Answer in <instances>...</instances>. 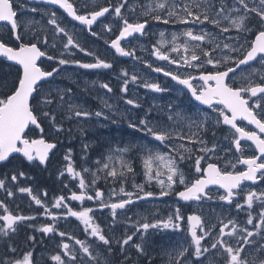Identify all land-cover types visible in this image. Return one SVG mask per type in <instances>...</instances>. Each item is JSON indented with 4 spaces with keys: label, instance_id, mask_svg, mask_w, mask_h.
Masks as SVG:
<instances>
[{
    "label": "snow or ice",
    "instance_id": "6c2138e0",
    "mask_svg": "<svg viewBox=\"0 0 264 264\" xmlns=\"http://www.w3.org/2000/svg\"><path fill=\"white\" fill-rule=\"evenodd\" d=\"M46 4L57 5L74 21L79 22L81 26H87V30L93 36L98 35L92 32V26L95 25L99 18L105 17L106 13H110V8L115 17L123 21V26L119 29V35L111 40V47L121 56L132 57L135 54V49L127 51L121 46L122 41H126L133 34H143L148 24L145 19L142 23H129L123 16L122 9L127 6V10L131 12L132 6L128 5V0H121L117 6L110 5L109 7H100L99 10L84 11V14H78L76 4L70 0H44ZM252 3V7H249ZM155 9L161 14L152 15L155 21H161L164 24L180 23L191 25L184 32L177 34L171 33V41L163 40L164 33L160 35L162 40L160 44H170L171 47L165 51L157 45H153V55L162 61H167L175 66L177 71H165L162 67L154 69L155 72L163 73L170 77L177 85L183 86L182 91L185 92L192 100L200 105L208 106L209 114H197V120L191 121L190 117L184 116L180 112H175L176 120L191 121L189 131L183 133L176 131L173 128L162 129L155 124H152L147 119H141L138 123H131L130 127L138 128L141 132L159 142L160 145L167 148V151L161 152L153 150L147 146H141L144 155L141 157L144 176L147 183L155 181L160 186L159 197L175 195L184 202L202 201L211 199L209 192L210 185L219 186L224 190V194L220 195V201H226L232 204L234 201L237 209H243L247 205L251 209L254 201H260V211L256 217L250 213L246 220V226L238 227L233 219H229L227 223H220L215 238H213L216 225H208L207 228L202 220L201 215L191 214L188 216L182 215L180 208L175 207L171 214L165 219H158L154 222L139 223L137 231L143 230L148 233L149 229L153 230H171L174 232L187 231L189 242L187 245H180L175 252V256H169V264H187L191 261L192 264H264V191L256 192L250 190L244 192L242 185L245 181L256 182L257 180L264 181V73H260L257 69L252 68L248 75H243L246 68H251L253 63L260 65L264 69V0H232V7H227L224 0H221L217 6L211 3V0H157ZM36 12L37 9H31ZM153 10L150 9V12ZM49 24L54 26V35L62 34L66 39V43L62 44L64 52H70L71 49H78L80 52H86V49L74 39L72 34L61 27L58 23V18L55 12H51ZM17 11L14 10L12 0H0V22H7L11 30L15 34V39L20 41L27 36V28L32 21L27 23L18 22L16 19ZM255 19L257 28L255 31V39L245 48L243 43H240L234 37H227L228 40H235V43H219L213 40L212 34L204 31L202 28L199 32L194 33L193 27L203 25L205 22L215 25L222 33H228L232 29L238 30L240 34L251 31L248 24ZM228 26H222L224 22ZM21 27L25 29L22 33ZM107 31L111 33L112 29L107 26ZM184 37L183 43H180V37ZM33 39L36 42L29 41L22 43L18 47H12L8 43L0 40V57L6 58L9 62L19 65L22 73L17 75L16 80L9 86L6 82L0 81V89H3L0 95V163L6 162L14 153H22L28 161L38 160L41 164L46 163L50 150L56 148L55 143L46 141L43 137L36 140L26 138L25 129L30 124L40 127L39 117L52 121V126L57 132L63 131L62 124H57L56 117L45 111L57 100L62 106L63 96L56 94L54 100L53 93L45 88V85L51 83L48 78L53 77L57 73L59 67L52 68L51 71H46L40 67L38 61L41 57H46L50 61H56L58 66L74 63L85 69H110L112 64L104 59L95 57V63H82L76 60L53 57L48 55L42 47H47L49 44L48 37H40L39 34H34ZM207 41L208 48L201 47ZM40 45V46H38ZM55 47V42H53ZM227 50V53L224 52ZM177 54V58H172L171 54ZM216 53V55H213ZM92 55V53H88ZM211 65L213 71H206V66ZM241 66H244L243 68ZM149 67L151 65L149 64ZM192 69L198 71L199 75H181L180 69ZM240 71L241 79H236L237 71ZM231 74V75H230ZM124 85L122 91L127 93V71L123 72ZM253 76L259 82L253 79ZM132 81H136L138 77L133 74ZM199 81V86L196 82ZM102 88L111 92L112 89L107 83L101 85ZM145 88H150L156 92H163V89L158 83H145ZM70 91V90H68ZM129 105H134L135 102L131 99L126 101ZM139 107L138 104H135ZM110 107V105H108ZM69 110L73 111L76 117L90 118L92 115L100 117L102 112L89 113L88 111L78 110L77 106L70 105ZM215 117L216 123H222L232 130V144L237 153H242L243 148L241 141H251L258 155L239 156L235 162L228 161L222 170L217 163H208L206 169H202L201 160L209 154H215L217 146L207 147L206 141L192 131L195 127L203 130L204 125L210 124L212 117ZM168 119L173 120V116ZM238 121H246L248 125H254L256 130H246V127L240 126ZM41 132L43 129L41 128ZM179 141V143H175ZM185 141L193 145H200L199 151L202 153L195 156L193 167L198 175L194 181L186 183L185 174L180 167V163L187 159H192L194 149L188 147ZM128 146L123 149H115V157L109 154L105 162L97 168L96 172L92 173L94 177L90 183H86L81 172H76L69 164L66 171L73 177H80L79 188L83 189L79 193L72 192L70 199L72 201L84 202L85 200H95L100 209L108 208L111 211L113 220L117 215V210H124L128 205L132 204L133 196L136 200L153 198L157 196L152 191H144L143 185H134L138 189L136 194L126 192L123 184L119 191L115 189L111 193V197L119 196L116 202H106L104 192L95 189V184L101 176L104 179L109 177L116 181L118 179H126L128 173H132L131 163L126 161L123 156L131 150ZM71 153V149H69ZM70 159V156L67 157ZM116 161L119 162V171ZM101 164L100 161L96 162ZM246 166V170L238 171L236 165ZM233 169L229 171L228 169ZM89 169H83L84 173L89 172ZM259 173V176H258ZM19 176H24L23 172L18 173ZM63 175V173H61ZM17 174H12L10 182L17 181ZM6 180L0 179V188H5ZM183 185V190L175 191L177 186ZM92 189V194L88 191ZM20 193H31V188H19ZM139 193H143L140 195ZM6 195L11 197L13 192L6 189ZM46 196L47 193L45 192ZM36 205H41L42 201L36 196L31 197ZM243 199L244 203L238 202ZM56 208L62 206L66 209V213L57 217L52 214V221L59 219H67L68 216L75 217L82 225L84 232L91 237L96 238L100 242L96 248L86 241L72 239L78 248L70 246L64 242L59 245L61 252L51 257L56 264H110L108 258L99 250L101 246L107 249L110 254L112 250V241L104 230L95 222L90 213L95 210L93 208H83L80 211L72 210L64 196L55 198ZM0 210L4 212L0 216V236L11 239L15 235L16 229L21 222L34 220L35 217H26L20 214H14L10 211L3 201H0ZM45 214H49L48 208L45 206ZM255 220V223H254ZM187 223V228L184 229V223ZM231 225V229H229ZM248 226H251V230ZM199 230V231H198ZM40 232L48 234L55 233L57 229L53 224H48L39 229ZM64 232H59L61 238L65 237ZM225 237L232 238L231 241ZM259 238V240L257 239ZM31 242H35V237H29ZM133 240L132 235H128L122 241H117L121 247L128 245ZM135 248L140 254L144 253L142 244H135ZM248 249H254V253H250ZM11 253L16 252L15 247L10 248ZM5 264H33L32 252H26L22 259H15L5 262Z\"/></svg>",
    "mask_w": 264,
    "mask_h": 264
},
{
    "label": "rangeland",
    "instance_id": "374dc122",
    "mask_svg": "<svg viewBox=\"0 0 264 264\" xmlns=\"http://www.w3.org/2000/svg\"><path fill=\"white\" fill-rule=\"evenodd\" d=\"M76 3L79 5L85 6V8H92L99 5V7L104 6L108 3V1L112 2L113 0H75ZM82 1V2H81ZM74 2V0H73ZM116 4L118 5L121 3V0H114ZM157 0H128V5L132 6V11L128 13L125 11L126 19L129 20V23H137V22H143L145 19L148 20V27L145 31L144 36L142 37H135V41L131 42L130 48L135 49L139 54V59L141 60V63L139 61H133V74H137V77L141 80V83L139 84V88L131 86L130 91V97L129 99L133 100L135 104H138L139 107H136L134 105H129L126 102L124 103V107L122 108V113L119 114H109L108 110H104V108H98L99 112L103 113V117H96L97 119V126L92 127L91 126V119L84 118V117H76L74 114H65V116H60L62 114L63 108L62 106H59V103L56 101L51 106V109L45 108V111H49L50 114L55 115L57 124L65 125L66 117L67 115L70 116L73 120L72 125H75L77 127V130H80L81 134V152L79 155V167L74 165V170L76 172H81L83 175V178L86 183H90L91 180L94 178L92 176L93 172H96L97 168L102 165L103 162H105L106 157L111 154L114 157L118 155L116 153L115 149H123L128 146H134L131 147V150L124 154L123 158L131 163V167L133 169L132 173H128L126 175V179L124 180H116L113 181L110 177L108 179H104L102 176L100 179L97 180L95 184V189H99L104 192V199L106 202H116L119 199V196L111 197L112 191L115 189L117 192L119 191L120 186L123 184L125 187L126 192L134 193L136 194L138 192V189L134 187V185H143L144 191H152L153 193H156L157 196L153 198H147L142 200H136L135 195L133 196V203L128 205L124 210H117V215L115 217V220H113L111 216V211L108 208L100 209L99 205L91 206L90 203H82V206L79 207L77 211L82 210L83 208H93L98 210V214L90 213V215L93 217L95 222L104 230V234L109 237V239L112 241V250L109 254L107 252V249L101 246L99 250L104 254L106 258L109 259L110 264H124L125 262H133L134 260L138 261L139 263L142 262V257L145 259H148L152 261V258H149V251L153 255H157L160 257L159 261L156 263L150 262L149 264H169V256H175L176 250L179 248L180 245H187L189 242L188 239V233L187 231H181V232H174L171 230H153L149 229L148 233H144L143 230L137 231L139 227V223L143 222H154L158 219H165L169 214L172 213L173 209L175 207L180 206V203L178 202V199L175 196V193L173 192L172 195L166 196V197H159L158 193L160 192V186L155 182L152 181L151 183H147L145 176H144V169L142 164L141 157L144 155V152L141 148V146H147L149 148H152L153 150H159L161 152L167 151V148L160 145L159 142H156L153 140L152 137L149 136L147 140H142L139 137V143H135L132 140L136 136H128L124 140H121L117 136V133L114 135L112 133H105L104 128H108L113 125H124L122 123V119L126 120V124L129 128L131 123H138L141 119H147L152 124L157 125L158 127L162 129H169L173 128L176 131H180L183 133H187L188 125L190 126L191 121L184 120L179 121L176 120L175 117H173V120H169L168 117L172 116L171 112V105L174 104V99H172V94L169 90H171L170 86L165 87V84H161L159 82V76L153 72L150 68L146 71L144 70V64L143 62L152 63L154 61H160L153 55V45H157L161 48V51H165L168 48L171 47L170 44H160V41L162 40L161 33H164L163 40L165 41H171V33H177L180 34L184 32L188 27H191V25H184L180 23H169L164 24L161 21H155L152 19V15L154 14H161L158 10L155 9ZM185 2H188V0H185ZM221 0H211L212 4L219 5ZM227 7H232V0H224ZM252 3H249V7H252ZM37 9L36 12H34L33 17L31 19V24H39V25H46L47 27L51 28L54 26H51L49 24L50 19V13L55 12L51 8H40V7H34ZM150 9L153 11L150 12ZM58 20H60L62 17L59 13L55 12ZM63 19V18H62ZM29 21V15L25 13L23 15V18L21 20V23H27ZM62 21H58L60 23ZM222 26H228L227 22L225 21ZM248 27L251 29V31H248L246 33L240 34L238 30L232 29L228 33H222L219 28H217L215 25H212L210 23L205 22L203 25L193 27L194 33H197L202 28L204 31L212 34L214 43H235V40H228L227 37H234L237 40H239L240 43L244 44V47L247 48L248 44L251 42V35L255 33L257 28L256 20L253 19L251 23L248 24ZM23 31H25L24 28H22ZM27 34H29V27L27 28ZM158 36V37H157ZM29 38V37H27ZM60 40L64 39V36H60ZM184 37H180L179 42L183 43ZM66 43V39L65 42ZM81 45V44H80ZM209 46L208 42L205 41L201 47L206 48ZM62 47V46H61ZM84 49H89V47H84ZM225 53H227V50H224ZM64 59H70V60H76L84 63V59L86 58V54L84 52H80L78 49H71L70 52H64ZM213 55H216V53H213ZM172 58H177V54L172 53ZM79 57V59H78ZM167 65L171 68H175V66L171 65L167 62ZM55 67H59L60 71H62L61 78L63 79V76L65 77L63 79V83L66 85L64 90L71 89L78 90L79 84L85 83L86 85L90 84V77L85 75L87 72L90 71V69H85L80 67L77 64L70 63L68 65L58 66L57 63ZM86 70L83 72V70ZM176 69V68H175ZM85 73V74H83ZM13 73L9 72L5 79H0L2 82H6L9 86L13 83ZM146 77L149 78L150 81H145ZM145 83H158L165 91L163 92H156L153 89L145 88ZM64 84H60L59 82H56L52 89L56 91L57 93L64 87ZM51 88H47L50 92L52 91ZM3 91V89H1ZM3 92L0 93L2 95ZM177 96L180 95L179 92L176 91ZM108 91L107 89H103L102 91L97 92L98 99L102 100L105 103L108 99ZM78 99V97H75ZM80 102V100L78 99ZM58 103V104H57ZM174 109H178L175 107ZM79 105H77V108ZM88 111L89 108H88ZM161 114V115H160ZM186 117H189L187 114H183ZM94 116V115H93ZM106 116V119L104 117ZM51 121V120H49ZM48 121V122H49ZM188 124V125H187ZM52 125V123H51ZM135 131L141 132L138 128ZM105 130V131H103ZM131 133L133 131L131 130ZM142 133V132H141ZM144 133V132H143ZM95 137L98 139V147L93 149L97 146V144L94 142ZM116 138H119L118 140H115ZM175 143H179V141H175ZM101 144V146H100ZM186 146L192 147L194 151L193 158L195 156H199L202 153L199 150H196L194 145L191 144L188 141H185ZM218 154V151H215V154H209L205 156V159L210 156L211 158H214ZM192 158V159H193ZM189 160L191 159H185L180 163V167L183 170L185 174L186 183H188L192 179V172H195L193 163H189ZM100 161L101 164H97L96 162ZM202 163V161H201ZM117 168L119 171V162L116 161ZM8 165V164H7ZM8 169V170H7ZM37 168H35L36 170ZM83 169H89L90 171L87 172L88 176H86L83 172ZM193 169V171H192ZM42 170V169H41ZM36 170L34 171L33 175L34 178L32 181H29V188L33 191L34 196H38L39 198L42 197H54L58 198V190L60 188V185H63L65 182H60L57 179V167L50 168L47 172L45 170ZM41 171V172H40ZM23 172L24 176L27 174V171L24 170V168L15 166L14 169L10 168L9 166H5L3 171H0V176L6 174L4 176V179L6 180L5 188L10 189L12 192L14 190L12 187H10L11 184H14L15 182H10V177L12 174H17V183H20L25 178L24 176H19L18 173ZM41 173V175H44L43 178H41L42 181H40L39 178H36L38 176L37 174ZM68 174V172H67ZM1 179V178H0ZM46 181V182H44ZM25 182V180H24ZM44 182V183H43ZM42 183V184H41ZM79 186V182H76ZM71 184V183H70ZM181 187H184L183 185L177 186L175 191H178ZM3 188L1 191L0 188V194L5 192L6 189ZM260 188H264V186L260 187H253L249 190H256L259 191ZM93 191L90 189L89 192ZM264 191V189H263ZM47 193L45 196L44 193ZM261 192V191H260ZM140 195H143V193H139ZM29 196L32 197V193H29ZM50 196V197H49ZM1 197V196H0ZM51 200V199H50ZM52 202V200H51ZM260 201H254L252 207H258L260 211ZM75 205H72L74 207ZM52 210H49L50 217L52 214L57 215V217L61 216L62 214L66 213V209L62 206L61 208H56L55 204L52 202L51 205ZM203 208V216L206 218V222L208 225H218L221 222L227 223L229 219H233L238 227L246 226V221L243 219H239L240 215L238 213H231V208L228 205L223 206L219 210H212V206L210 203L208 205L202 206ZM258 209H255V216L257 215ZM95 210V211H96ZM181 211V214L184 215L183 211ZM97 212V211H96ZM247 212V211H246ZM245 212V213H246ZM1 214L0 216H2ZM229 217V219H226ZM50 220V218H48ZM48 220V221H49ZM50 224L54 223V227L57 229L55 233H48L45 234L46 238L53 239V243L49 245L48 250L46 253L48 255H43L42 248L43 244H36L34 242L33 244H29V251L32 252V261L35 262L37 260L38 263L41 264H56L55 261L51 260V257L53 255H56L61 252V249L59 245H61L64 242L69 243L70 246H73L74 249L78 248V245H75V241L72 239V237H75V239L86 241L89 244H92L93 248H96L97 244L100 242L95 241L96 238L88 236L84 230L83 225L75 218L68 216L67 219H57L55 222L52 221V219L49 221ZM49 224V223H47ZM251 229V226H248ZM184 228V226H183ZM207 228V227H206ZM185 229V228H184ZM231 229V225H229V229H226V231H229ZM218 231V227L216 230H214L213 238L216 236V232ZM59 232H64L66 235L64 239H62L59 236ZM128 235L133 236V240L129 242L128 245L121 247V244L117 243V241H122L124 238H126ZM0 238H4L0 236ZM226 240L231 241L232 238L225 237ZM259 240V238H257ZM261 242V241H260ZM264 243V242H263ZM135 244H142L144 247V253L140 254L138 250L135 248ZM35 247H41L42 250L39 252H35ZM123 256L126 258H123ZM164 260V261H163ZM122 261V262H121ZM163 261V262H162ZM162 262V263H161ZM143 264H145L143 262ZM187 264H192L191 261H188Z\"/></svg>",
    "mask_w": 264,
    "mask_h": 264
},
{
    "label": "flooded vegetation",
    "instance_id": "af4514ba",
    "mask_svg": "<svg viewBox=\"0 0 264 264\" xmlns=\"http://www.w3.org/2000/svg\"><path fill=\"white\" fill-rule=\"evenodd\" d=\"M113 1L112 2L108 1L106 5L101 7H109L110 5L117 6L118 3L116 4ZM12 2L14 5V10L17 11L16 19L18 20V22H21L23 15L25 13L29 15V21H31L34 14V12H32L31 9H33L34 7H40V8L49 7L53 9L55 12L59 13L60 16L63 18L58 20V21H62L59 23L60 26L66 28L69 34H72L74 39L79 44H81V47L83 48L89 47V49H87L86 52H84V54H86V58H81L82 60L84 59V63H95V57H99L100 59H104L112 64V68L110 69H90V71L87 72V74L83 73L90 77L89 79L90 84L89 85H86L85 83L79 84L78 90H73V91H71V89L64 90L66 85L63 83V79L65 77L63 76V79L61 78L62 71H60V69L58 70L57 73H54L53 77L49 78L51 83L45 85V88L52 89V87L56 82H59L60 84H64V87L58 93L53 89L51 91V93L54 94L52 97L54 100H56V94L63 96V102H62L63 111L62 114H60V116H65V114L68 115L74 114L73 111L69 110L70 105H75V106L79 105L78 110H82V111H88L89 108L90 110L88 111L89 113L99 112L98 108L101 107L104 108L105 111L108 110L109 114L122 113V108L124 107V103L127 100H129L131 86L139 88V84L141 83V80L139 78L136 81H132L130 78L133 75L132 73L134 69L132 65L133 61H139L141 63V60L139 59V54L136 50L134 56L127 57V56L119 55L111 47V40L115 39L116 36L119 35V29L123 26V21L121 19L115 17L114 14H110L112 12V9L110 8V13H106L105 17H101L97 21V23L92 26V32L98 34L96 36H93L87 30V26H81L79 22L74 21L64 11L54 6L45 5L31 0H12ZM70 2H73V0H70ZM76 2L77 1L74 0L73 3L76 4L78 14H84L85 10L93 11V10H99L100 8L99 5L92 8H85V6L79 5ZM126 9L127 6L122 9V14L125 18L127 16L125 14V11L128 13ZM107 26L111 27L112 29L111 33L107 31ZM22 28L23 27H21L20 31L23 33L24 31ZM34 34H39L41 38L47 36L49 44L47 47H42V50L46 51L50 56L58 57V58L60 57V54L64 50L63 47L61 46L65 42V38L63 40H60L59 38L60 36H63L62 34L54 35V27L49 28L46 25L31 24L29 26V34H27L26 38L17 41L15 39V34L13 33L9 25L7 24L0 25V40H3L12 47H18L20 44L28 43L29 41L36 42V40L33 39ZM254 39H255V34H252L251 41H253ZM134 41H135V37L127 39L126 41L121 42V46L124 47L127 51H131L133 50L132 48H130L131 42ZM53 42H55V47L52 46ZM208 47L209 46H207L206 48ZM88 53H92V55H89ZM62 58H64V55ZM56 63H57L56 61H50L46 57H41L40 61H38L40 67L46 71H51L52 68L55 67ZM143 64H144V70L146 71L145 72L146 75L148 68H150L153 72H155L154 69L157 67H162L164 68L165 71H174V72L177 71V69L169 67L167 65V61L160 60V61H154L152 63L143 62ZM149 64L151 65V67H149ZM241 67L243 68L244 66ZM252 68L257 69V71L260 73H264V69H261L259 64L253 63L251 68H246L244 70L243 75L245 76L248 75V73L251 72ZM85 71L86 70L84 69L83 72ZM124 71H127L128 73L127 93L122 91L124 81L126 79L123 75ZM179 71L181 75H188L189 73L192 75H199L198 71H194L192 69L181 68ZM206 71H213V67L211 65L206 66ZM9 72L13 73L14 76L12 78L13 81L16 80L17 78L18 75L17 72H20V74L22 73L21 69L18 68L16 65L10 64L6 60V58L0 57V79H5V77L7 76V74H9ZM155 73L159 76V82L161 84H165V87L170 86L171 88V90L169 91L172 94V99H174V104L176 105L175 107L178 108V109H174L173 107L174 104L171 105L170 108L173 117L175 112H180L182 114H187L191 118V121H196L198 123L199 122L197 120L198 113L201 115L209 114L208 106L200 105L198 102L192 100L185 92L181 90L183 86L177 85L175 81H173L170 77L165 76L163 73H158V72ZM241 75L242 74L238 70L235 78L239 80L241 79ZM253 79L256 82H259L255 76H253ZM145 81H150V80L148 77H146ZM105 83L109 85L112 91L108 92L109 93L108 99L104 103L103 99L102 100L98 99L96 95L98 91H102L104 89L101 87V85ZM196 84L197 86H199V81H197ZM176 91L180 93L179 96H177ZM1 92L3 91L0 89V93ZM75 97H78L80 102ZM57 102L59 103L60 106L61 102L58 100ZM108 105H110V107H108ZM49 109H51V107H49ZM68 115L65 118L66 119L65 125H62V128L64 130L60 132H57L55 128L51 125L52 121H49V119H44L42 117L38 118L40 127H36L35 125L32 124L29 127V132L27 133L26 138L30 140H36L43 137L46 141L56 144V148L51 153L50 159L45 165L41 164L38 160L31 162L28 161L23 156L22 153H18L17 155L6 161L5 163L0 164V171H3L5 166H9L10 168L14 169L16 165L24 168V170L27 171V174L24 176L25 178L23 179L22 182L20 183L15 182L14 184L10 185V187H12V189L14 190L13 192L14 195L9 197L6 195L5 192H3L0 194L1 196L0 201H3L4 204L7 205L8 209L12 211L14 214H20L26 217H35L34 220L21 222L16 229L15 235L11 236V239L0 238V264H5V262L7 261H11L15 259H22L23 255L26 252H29V244H33V242L29 240V237H35L36 244H43V246H41L42 248H44L43 250L41 247L34 248L35 252H39L42 250L41 254L43 255H48L46 251L48 250L49 245L53 243V239L51 240L50 238H46L45 234L40 232L39 229L45 225H48L47 223L50 224L49 221L52 218L49 215L51 214L50 213L48 215L45 214V206L48 208V210L50 209L52 210L51 205L52 202L54 203V197L39 198L38 196H36L38 199L42 201L41 205H36L35 201H33L32 198L29 196V193H20L18 191L19 188H29V181L33 180L34 171L42 169L47 172L50 168L57 167L56 173H57L58 181L65 182L63 185H60L57 195L59 197L64 196L66 201L68 202L69 207L72 210L77 211L79 207L82 206V203H90L91 206L98 205L95 200L93 201L85 200L84 202H80V201H72L70 199L72 192L79 193L84 190L80 189L78 184L76 183L79 182L80 177H73L70 173L67 174L66 171L69 164H71L73 168L74 165L79 167V163H80L79 154L82 153L80 147L81 132L79 129L77 130V127L75 125H72L73 120ZM100 117L102 118L103 116ZM88 119H91L92 127L98 125L95 116L92 115ZM104 119H106V116L104 117ZM125 122L126 120L122 119V123L124 125L122 126L113 125L111 127L108 126V128H104L106 131L105 130L103 131H105V133H112L114 135L117 133V136L121 138V140H124L126 137L130 135L136 136L132 140L135 143H139V137L144 141L149 138V136L146 135L145 133L135 131L136 129L134 128L132 129L129 128ZM238 124L240 126L246 127V130H250V131L256 130L254 125H248L246 121H238ZM41 128L43 129V132H41ZM131 130L133 131V133H131ZM192 131L197 132V134L206 141L207 147L210 148L212 147L213 144L217 146L216 151H218V154H216L214 158L208 156L206 159L201 160L202 169H206L208 163H217V165L221 167V169L223 170L228 161L235 162V160L241 155L243 156H251L253 154L258 155V150L251 141H241L243 152L237 153L234 150V145L231 142L232 130L228 126L223 125L222 123H216L214 116L212 117L210 124L204 125L203 130H199L193 127ZM119 138H116L115 140H118ZM94 142L97 144V146L94 147L93 149L98 147V139L96 137ZM194 147L196 150H198L200 145H194ZM69 149H71V153H69ZM69 156L70 159H67V157ZM194 159L195 157L189 160V163H193ZM35 168L37 169L35 170ZM228 170L232 171L233 169L229 168ZM235 170L238 171L246 170V166L237 164ZM40 172L39 174H37L38 176H36V178H39L41 181V178H43L44 175H41ZM61 173H63V175H61ZM84 174L88 176L87 173ZM191 175H192V179L189 182L194 181L196 178H198L196 172H192ZM4 176L6 175H1L0 178L4 179ZM257 186L258 187L264 186V181L262 180H257L256 182L245 181V183L242 185V189L244 192H247L250 191L249 189ZM2 189L3 188H1V191ZM263 189L264 188H260L259 191L256 190L255 191L259 193L260 191H263ZM180 190H183V187H181L178 191ZM208 192L211 199H205L199 202L192 201L189 203L180 200L175 195L176 198L178 199V202L180 203V206L178 207L180 208V210L183 211L185 216L191 214L201 215L202 220L204 221L206 227L208 226V223L206 222V218L203 216L202 206L204 205L206 206L208 205V203H210V205L212 206V210L215 209L219 210L223 206L228 205L231 208V213L229 214H232L233 212L238 213L240 215L239 219H243L244 221L247 220L249 213L253 217H256L255 209H258L257 206L248 209L247 205H245L243 209H237L235 207V203L237 201H234L232 204H229L226 201H220L218 199L220 195L224 194L223 189L212 188L209 189ZM31 193L32 196H34L33 191H31ZM89 193L92 194V191ZM50 199L52 200V202ZM238 202L241 204L244 203L243 199H239ZM72 205L75 206L72 207ZM96 211L94 212L98 214V210ZM257 212H259V209ZM1 214H4L2 210H0V215ZM48 218H50V220ZM226 219H229V217H227ZM183 226L186 229L187 223L185 222ZM219 226L220 224L217 225L218 228ZM263 242L264 241H261V243ZM11 247L16 248V252L14 254L10 252ZM248 251L250 253H254V249H248ZM148 257L149 258L153 257L152 261L142 257L141 263L134 260L133 262H125L124 264H143V262L145 264H149L150 262L156 263L160 259V257L157 256L156 254L155 255L151 254L150 251ZM33 264H41V263H38L37 260H35Z\"/></svg>",
    "mask_w": 264,
    "mask_h": 264
},
{
    "label": "water",
    "instance_id": "95a60500",
    "mask_svg": "<svg viewBox=\"0 0 264 264\" xmlns=\"http://www.w3.org/2000/svg\"><path fill=\"white\" fill-rule=\"evenodd\" d=\"M31 1H36V2H39V3H42V4H45V5H50V4H46L45 2H44V0H31ZM51 6H54V7H56V8H58V9H61V8H59V6H57V5H51ZM62 11H64L63 9H61ZM100 19V18H99ZM98 19V20H99ZM1 24H7V22H0V25ZM8 25V24H7ZM147 27V26H146ZM143 35V34H142ZM141 34H133V36H131V37H128L127 39H130V38H132V37H134V36H142ZM9 62V61H8ZM10 64H13V65H16V64H14V62H9ZM17 67H19L20 68V66L19 65H16ZM21 69V68H20ZM22 70V69H21ZM49 79V78H48ZM31 125V124H30ZM30 125L28 126V128H26L25 129V134H27V132H28V130H29V127H30ZM55 149V148H54ZM54 149H52V150H50L49 151V153H48V159H47V161H46V163L48 162V160L50 159V155H51V153L54 151ZM18 153H14V154H12V156L11 157H13V156H15V155H17ZM10 157V158H11ZM9 158V159H10ZM3 163H5V162H3ZM3 163H0V164H3ZM46 163H43V165H45ZM252 182V181H251ZM215 187H219V186H216V185H210L209 186V189H211V188H215ZM220 188V187H219ZM209 189H206V191L207 190H209Z\"/></svg>",
    "mask_w": 264,
    "mask_h": 264
},
{
    "label": "bare ground",
    "instance_id": "6f19581e",
    "mask_svg": "<svg viewBox=\"0 0 264 264\" xmlns=\"http://www.w3.org/2000/svg\"><path fill=\"white\" fill-rule=\"evenodd\" d=\"M41 181H42V180H41ZM41 184H42V183H41ZM123 258H125V257L123 256ZM125 259H126V258H125ZM160 260H161V259H160ZM163 261H164V260H163ZM163 261H162V262H163ZM162 262H161V263H162ZM159 264H160V263H159Z\"/></svg>",
    "mask_w": 264,
    "mask_h": 264
},
{
    "label": "trees",
    "instance_id": "16d2710c",
    "mask_svg": "<svg viewBox=\"0 0 264 264\" xmlns=\"http://www.w3.org/2000/svg\"><path fill=\"white\" fill-rule=\"evenodd\" d=\"M17 73L20 74V72H17ZM14 81H15V80H14ZM14 81H13V82H14ZM3 174L6 175L5 173H3Z\"/></svg>",
    "mask_w": 264,
    "mask_h": 264
}]
</instances>
